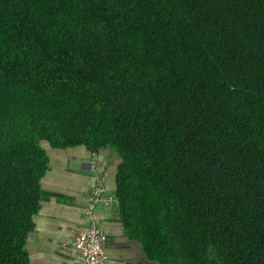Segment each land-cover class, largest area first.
I'll use <instances>...</instances> for the list:
<instances>
[{
    "label": "trees",
    "instance_id": "trees-1",
    "mask_svg": "<svg viewBox=\"0 0 264 264\" xmlns=\"http://www.w3.org/2000/svg\"><path fill=\"white\" fill-rule=\"evenodd\" d=\"M77 144L149 259L264 264V0H0V264Z\"/></svg>",
    "mask_w": 264,
    "mask_h": 264
},
{
    "label": "crops",
    "instance_id": "crops-1",
    "mask_svg": "<svg viewBox=\"0 0 264 264\" xmlns=\"http://www.w3.org/2000/svg\"><path fill=\"white\" fill-rule=\"evenodd\" d=\"M48 168L40 180L42 200L33 217L25 248L30 264H65L77 233L88 225L84 214L93 184L102 179L106 193L115 189L116 159L107 148L92 152L84 144L46 147ZM95 213L106 235L108 264H160L149 259L140 241L123 227L117 205L102 203Z\"/></svg>",
    "mask_w": 264,
    "mask_h": 264
},
{
    "label": "built area",
    "instance_id": "built-area-1",
    "mask_svg": "<svg viewBox=\"0 0 264 264\" xmlns=\"http://www.w3.org/2000/svg\"><path fill=\"white\" fill-rule=\"evenodd\" d=\"M116 204L113 194H107L102 179H98L92 186L87 197L84 214L88 225L80 230L72 244L71 257L65 264H108L104 252L106 235L100 227V219L95 213L97 205Z\"/></svg>",
    "mask_w": 264,
    "mask_h": 264
}]
</instances>
